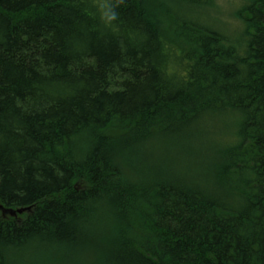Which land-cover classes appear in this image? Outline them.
Here are the masks:
<instances>
[{
    "label": "trees",
    "instance_id": "1",
    "mask_svg": "<svg viewBox=\"0 0 264 264\" xmlns=\"http://www.w3.org/2000/svg\"><path fill=\"white\" fill-rule=\"evenodd\" d=\"M212 3L0 0V264H264V0Z\"/></svg>",
    "mask_w": 264,
    "mask_h": 264
},
{
    "label": "rangeland",
    "instance_id": "2",
    "mask_svg": "<svg viewBox=\"0 0 264 264\" xmlns=\"http://www.w3.org/2000/svg\"><path fill=\"white\" fill-rule=\"evenodd\" d=\"M247 1L248 0H213V3H212L213 7L210 6L211 8H208L206 10V13H203L202 12L201 15H198L197 12H196L195 14H197L196 17H199L200 19L201 18H205V19H207L211 23H221V24H215V25H213V27L216 30H223L224 31V29H225V30L229 31L228 34L230 36H232L233 34H237L240 29H243V26H244L245 22H244V19L243 18H241V17L238 16V12L237 11L240 8V6L241 5H244ZM226 27H227V29H226ZM209 126L210 125H207V127H209ZM216 127H217V124H216ZM217 130H218L217 136H216V132L214 134L210 135V141L209 140H200L199 138H196L195 139V142H194V141H192V139L197 136V133L195 132L196 131V128H194V133L193 134L191 133L192 132V129H191V131L188 132L191 135H188L186 137L185 142L188 141V140H191V144L192 145L191 146H188V147H191L192 150H194L193 148H195L196 146L200 148L202 146H206L205 144L209 145L210 143H218V142L225 141L226 140L225 134L227 135V131L224 130L223 131L224 134H220L219 132L221 131V129H219L217 127ZM216 140L218 142H216ZM169 143H170V145H173L175 142H169ZM182 144H183L182 142L179 143L180 146ZM170 149H172V152L174 153V150H173L172 146H170V148L168 149L169 152H171ZM174 149H175V152L177 153V149L176 148H174ZM189 151L190 150L187 149V147H182V148H179V151L178 152L179 153H181V152L182 153H189ZM196 151H198V150H196ZM201 152H202V150H201ZM205 152L206 153L203 154L202 156H204V155L206 156V154L208 152H207V150ZM194 155H196V153H193V156ZM198 159H200V158H198ZM200 163H194V162H192L188 166H190V168L194 172H196V173H198L200 171L203 172V168L201 166H198L197 167V168H200L198 171H195L194 168H193L194 166H196V165H198ZM51 254L52 255L53 254L58 255L62 260H64L63 259L64 256H67V255H64L61 251L60 252L57 251V249L54 250ZM39 258H40L39 256H36L35 257V260H38ZM68 259L71 260V258L67 257L65 259V261H70ZM35 260H34V264H35Z\"/></svg>",
    "mask_w": 264,
    "mask_h": 264
},
{
    "label": "water",
    "instance_id": "3",
    "mask_svg": "<svg viewBox=\"0 0 264 264\" xmlns=\"http://www.w3.org/2000/svg\"><path fill=\"white\" fill-rule=\"evenodd\" d=\"M0 209H2L4 213H10L11 215H16V212H14L11 209H5L3 205H0ZM30 209L31 207H26V208L18 209L17 211L18 213H23L24 211H29Z\"/></svg>",
    "mask_w": 264,
    "mask_h": 264
},
{
    "label": "clouds",
    "instance_id": "4",
    "mask_svg": "<svg viewBox=\"0 0 264 264\" xmlns=\"http://www.w3.org/2000/svg\"><path fill=\"white\" fill-rule=\"evenodd\" d=\"M116 19V14L115 12H112L111 15L108 17V20H115Z\"/></svg>",
    "mask_w": 264,
    "mask_h": 264
},
{
    "label": "bare ground",
    "instance_id": "5",
    "mask_svg": "<svg viewBox=\"0 0 264 264\" xmlns=\"http://www.w3.org/2000/svg\"><path fill=\"white\" fill-rule=\"evenodd\" d=\"M20 209H22V208H20ZM18 210V209H17ZM17 213H18V211H17Z\"/></svg>",
    "mask_w": 264,
    "mask_h": 264
}]
</instances>
